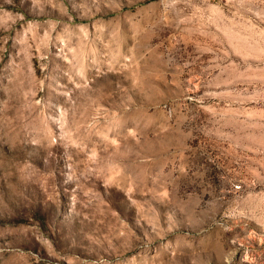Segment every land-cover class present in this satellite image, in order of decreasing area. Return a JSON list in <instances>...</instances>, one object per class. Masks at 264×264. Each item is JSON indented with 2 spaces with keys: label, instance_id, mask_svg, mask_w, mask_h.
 I'll return each instance as SVG.
<instances>
[{
  "label": "rangeland",
  "instance_id": "374dc122",
  "mask_svg": "<svg viewBox=\"0 0 264 264\" xmlns=\"http://www.w3.org/2000/svg\"><path fill=\"white\" fill-rule=\"evenodd\" d=\"M0 264H264V0H0Z\"/></svg>",
  "mask_w": 264,
  "mask_h": 264
}]
</instances>
